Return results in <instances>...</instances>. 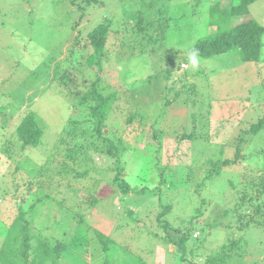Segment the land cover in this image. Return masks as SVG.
I'll list each match as a JSON object with an SVG mask.
<instances>
[{
	"label": "rangeland",
	"instance_id": "1",
	"mask_svg": "<svg viewBox=\"0 0 264 264\" xmlns=\"http://www.w3.org/2000/svg\"><path fill=\"white\" fill-rule=\"evenodd\" d=\"M86 1L0 0V247L20 206L29 209L41 195L32 235L34 231L53 242L69 240L83 217L93 232L111 239L110 262L135 264L141 257L142 264H190L169 241L182 233L170 229L167 236L163 224L168 220L175 227L189 226L193 210L194 233H199L194 238L205 235V242L195 255L188 244L192 261L205 264L221 245L240 238L229 264H264V206L256 221L239 229L256 206L248 205L244 212L239 206L242 190L250 194L262 190L249 183L262 174L264 156L258 149L264 146V131L253 137L248 130L264 116V58L244 62L236 47L211 58L192 53L196 61L192 63L188 51L198 38L235 24L237 16L220 17L212 6L239 0H94L85 8ZM82 6L84 17L77 25ZM249 10L264 26V0L255 1ZM140 11L145 17L139 21ZM214 14L219 19L212 22ZM105 18L113 19L107 43L110 58L91 63V69L93 78L105 77L98 86L104 94L119 89L107 136L121 139L126 149L119 160L97 153L67 159L56 142L71 116V105L87 111L73 98L74 91L85 88L84 76L73 80L71 96L64 89L68 78L77 74L79 60L87 69L74 39ZM262 46L264 57V35ZM175 53L174 61L168 62ZM34 73L39 77L33 78ZM29 111L37 113L44 134L39 145L24 149L16 128ZM131 113L136 117L129 120ZM191 131L201 137L181 139ZM238 147L246 157L207 179L218 160L236 159ZM48 158L56 168L52 179L47 177L50 173L44 179L37 171ZM65 159L74 171L88 173H61ZM161 169H166L164 175ZM162 177L167 182L160 183ZM119 180L129 183L127 192ZM142 186L148 190L135 193ZM48 193L57 199L45 198ZM260 198L257 202L263 204L264 194ZM53 203L69 213L65 235H54V228L43 230L44 209ZM163 204L171 207L158 220ZM93 239L84 243L87 253L77 248L80 256L73 261L65 258L64 264L93 262ZM32 241L36 243L35 238Z\"/></svg>",
	"mask_w": 264,
	"mask_h": 264
},
{
	"label": "trees",
	"instance_id": "2",
	"mask_svg": "<svg viewBox=\"0 0 264 264\" xmlns=\"http://www.w3.org/2000/svg\"><path fill=\"white\" fill-rule=\"evenodd\" d=\"M255 1L257 0H239L238 3H232L231 5L226 1H218L212 6V10H218L221 14L220 17H223L224 14H227V16H237L238 18L236 19L235 24L229 28L218 30L214 32V34H209V36L198 38L194 47L190 48L188 51L203 58H211L215 55L225 54L238 47L241 51L244 62H260L261 59L264 58L261 53L263 47L264 26L249 15V7ZM92 3L94 5V0H87L86 4H84L85 8ZM220 4L222 7H220ZM81 9H83V6ZM162 10L163 8L160 9V12H163ZM142 13L143 11L138 12L137 19L139 21L143 20V16L145 17ZM80 15L81 16L77 18V20H79L76 23L77 25L81 23V19L84 17V9L81 11ZM217 19L219 18H216L214 14L212 22ZM166 22L167 20L165 19L164 23ZM112 24L113 19L105 18L102 21L100 19V22H98L90 31H87L86 34H82V31H79L74 39L76 43L75 45H79L78 47L82 56L81 59H83L82 62L86 64L85 66L87 69L85 70L84 68L83 70V68H81L83 66L79 60L78 64L75 66L77 74L68 78L65 83L66 88L64 89H67V94L71 96L73 80L79 79L78 74L84 76V79L86 78L85 82H83L85 88L74 91L73 93L75 95H73V98L76 99L77 104L86 107L87 111L82 110L83 112H80L79 109L74 106V103L71 105V116L64 123L61 136L56 142V146L62 147L64 150V155L67 159L77 160L78 156L82 153H87L86 155H89L91 158L97 153L119 160L122 151L126 149V144L121 139L115 141L112 137L107 136V132L110 130L108 122L109 117L113 114V108L118 98L119 89L104 94L100 91L98 86L104 82L105 77L101 74L96 78H93L94 72L91 69V63L103 62L110 58L108 55L110 52L107 50V43L111 33ZM176 55H178V53L172 54L173 57L169 58L168 62H173L175 59L174 56ZM56 73H58V71H56ZM32 77L38 78L39 73H34ZM102 87H104V85H102ZM66 97L68 96L66 95ZM68 99L72 101L70 97H68ZM135 117L136 113H131L129 120H132ZM141 119L143 122L144 117L142 116ZM16 131L20 139L23 141L24 149H26V146L28 145H39L44 134L43 127L37 119V113L35 111L24 113L20 122L17 124ZM248 131L253 137L264 131V116L254 120ZM195 135L198 134L191 131L184 133L181 136V139L194 140L201 137V135L199 137H196ZM239 147L237 148L236 159L227 158L225 160H218L216 168L209 172L207 179L211 178L213 173L219 174L223 167L236 162L239 158H245L246 154L243 156L242 149ZM57 154L58 152H56L54 156ZM258 154L264 156V146L263 148L258 149ZM64 155L61 154V156ZM49 160L50 158L47 159L46 163L40 165L37 171L40 176H43V178L50 173L51 176L47 177L52 179V174L56 168L49 164ZM60 170H63L61 173L65 172V174L77 172L79 175H86L88 173V170L83 172L74 171L70 165H67L66 159ZM261 170L262 174L260 179L258 181H252L249 183V186L251 184V186L254 187L256 184V187H260L262 190H256V194H250L249 191L242 190V204L239 206L243 208L244 212H246L248 205L252 206L255 204L256 206L253 209V216H251L246 223L241 222L239 229H245L252 220L256 221L255 215L259 214L262 210L261 207L264 206V203L260 204L257 202V200L259 201L261 199L260 194H264V166ZM165 172L166 169H161L160 171L161 175H164ZM119 173L120 171L117 174ZM118 177L119 176L117 175V178ZM44 179L42 180L43 182L45 181ZM165 182H167L165 178H160V183ZM173 183L174 182H172V184ZM119 184L123 189L126 188L124 189V192H127V189L130 188L129 183L124 180H119ZM199 188L200 187L196 190L199 191ZM146 189L148 190V186H142V188L136 190L135 193L145 192ZM158 195L161 197V187ZM45 198L50 200L57 199L49 193L45 195ZM42 199L43 196L40 195L36 203H39ZM36 203H34L29 209H24L23 206H20L19 213L11 223L10 228L7 229L1 244L0 264H64L65 258L73 261L80 256L79 252H76L75 249L84 248V243L89 242L91 236L94 239L90 244V249L93 250L95 259L93 262L82 260L81 264H117L116 262L109 261L108 251L111 239L102 232H93L90 227L86 226V220L83 217L76 222L74 231L70 232L71 238L69 240L58 238L53 242L52 238L47 234L37 236L39 232L35 233L34 231V235H32L30 231L34 226L35 216L40 217V214H38V211L35 208ZM162 206L163 210L159 213V216L157 217L158 220H160L163 215L167 214L171 207L170 204H163ZM63 207L64 206L58 205L57 203L49 204L47 208L45 207L44 217L42 218L44 221L43 230L45 228H54V235L59 236L60 234H66L65 227L69 224L70 219L69 213L64 212L66 208ZM191 214V218L188 221L189 226L186 225L184 228L175 227L170 221L166 220L163 227L167 236L171 235L168 233V230L170 231V229L182 233V236H179L177 239L170 237L169 241L177 247V250H180V257L184 262L190 260V264H196L195 261H192L187 257L188 244H192L189 251L191 254L195 255V252L198 249L200 250L202 243L205 242V235L202 238H194L199 237L198 232L194 233L195 225L193 223L194 216L196 217L197 214L195 215L193 210L191 211ZM240 217L243 218V214ZM41 229L42 227L40 228V231ZM33 238L36 239V243L32 241ZM240 241V238L232 239L229 244L221 245V247L215 251V254L213 253L212 256H209L205 264H229V261L235 257L234 252L231 253V251H234V249L238 247ZM88 249L89 247L84 248V253H87ZM29 257H32V259L30 260ZM142 263V258L138 257L135 264Z\"/></svg>",
	"mask_w": 264,
	"mask_h": 264
},
{
	"label": "clouds",
	"instance_id": "3",
	"mask_svg": "<svg viewBox=\"0 0 264 264\" xmlns=\"http://www.w3.org/2000/svg\"><path fill=\"white\" fill-rule=\"evenodd\" d=\"M189 59L191 60L192 63H195L196 62L195 61V55L192 54V53L189 54Z\"/></svg>",
	"mask_w": 264,
	"mask_h": 264
},
{
	"label": "built area",
	"instance_id": "4",
	"mask_svg": "<svg viewBox=\"0 0 264 264\" xmlns=\"http://www.w3.org/2000/svg\"><path fill=\"white\" fill-rule=\"evenodd\" d=\"M184 65V64H183Z\"/></svg>",
	"mask_w": 264,
	"mask_h": 264
}]
</instances>
